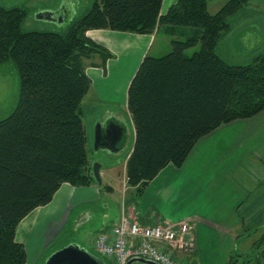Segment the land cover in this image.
<instances>
[{"label":"trees","instance_id":"16d2710c","mask_svg":"<svg viewBox=\"0 0 264 264\" xmlns=\"http://www.w3.org/2000/svg\"><path fill=\"white\" fill-rule=\"evenodd\" d=\"M249 1L227 0L212 13L209 0H177L160 13L162 0H93L64 31H22L7 52L18 69V100L0 118V264H25L17 227L50 202L63 182H96L81 114L92 83L85 69L101 65L106 74V59L114 55L86 31L158 30L171 38L166 53L142 57L127 87L134 128L127 184L141 193L167 164L180 166L199 138L264 110V49L246 63H231L217 49L231 29L229 18ZM24 13L0 6V47L21 30ZM5 58L0 48V60ZM249 259L263 264L264 248L256 262Z\"/></svg>","mask_w":264,"mask_h":264},{"label":"crops","instance_id":"0c3cea01","mask_svg":"<svg viewBox=\"0 0 264 264\" xmlns=\"http://www.w3.org/2000/svg\"><path fill=\"white\" fill-rule=\"evenodd\" d=\"M176 1L162 0L160 13H165ZM248 5L252 15L234 21L231 30L218 43V51L226 60L229 57L221 52L226 39L229 46H233L231 40L235 39L237 46L241 38L240 51L251 47L244 44L246 41L256 40L249 56L264 48L259 32L258 39L252 32L264 30V0H250ZM158 33V30L134 33L96 28L86 31L90 39L114 55L106 59V74L98 67L101 65L89 63L85 69L92 79L95 97L100 103L114 106H107L103 113L117 111L120 118L123 117L119 102L124 96L123 106L127 110L129 81L142 57L151 53ZM241 54L248 56L243 51ZM97 59L96 56L94 61L100 63ZM121 78L125 81L121 82ZM120 92L123 96L118 94ZM124 121L128 124L124 149L128 150L120 162V178L116 180L115 176L116 156L124 149L119 152L104 149L114 153L116 158L111 159L107 154L105 164L100 160V185L95 182L74 186L63 182L50 202L30 211L16 230V240L23 243L26 250L25 264H35L47 242L69 225H72L73 238L62 245L76 242L83 247L79 234L88 235L93 242L97 233L109 231L122 215L142 224L188 221L194 234L191 264H197V260L201 264L204 260L218 264L217 260L224 259L222 264H239L237 258L242 256L243 262L250 264L248 260L252 257L244 248L248 243L260 247L264 241V110L224 123L199 138L180 166L167 164L141 193L127 184L126 161L133 146L134 128L131 117L125 116ZM33 235L35 241H32ZM37 238L39 244H35ZM236 243L243 248L241 251L232 249ZM57 248L59 246L50 251Z\"/></svg>","mask_w":264,"mask_h":264},{"label":"rangeland","instance_id":"374dc122","mask_svg":"<svg viewBox=\"0 0 264 264\" xmlns=\"http://www.w3.org/2000/svg\"><path fill=\"white\" fill-rule=\"evenodd\" d=\"M93 0H0V6H3L7 9H10L11 7H17V8H22L25 10V13L21 17V19H18V23L21 27V30L17 29L16 32L14 33L12 37V41H9L12 44H9V42H5L4 44H1V49L6 52V58L3 60H0V118H3L4 116L8 115L10 111L15 107L17 100H18V94H19V75H18V69L16 66V63L14 60L9 57L10 54H8V50L15 43L16 39H19L23 32H29L31 30H40V31H64L66 29V26L76 17L80 16L92 3ZM227 0H209V11L214 13L217 11ZM248 3L242 7L240 11H238L235 15L231 16L229 18L231 27L234 21L244 19L245 17H249L251 14V10L248 7ZM41 11H53L54 13H57V15H60L61 13L66 12V16L64 18V21L59 22V21H50L45 18H42L38 16V12ZM65 14V13H64ZM7 17L13 19L14 14L9 13L6 14ZM257 18V17H256ZM258 19V18H257ZM262 28V27H260ZM231 30V29H230ZM229 30V31H230ZM255 29L253 32V35H258L260 34L259 37L261 44L264 41V30L262 31L261 29ZM23 31V32H22ZM228 31V32H229ZM259 32V34H258ZM227 34V33H226ZM225 34V35H226ZM224 35V36H225ZM223 36V37H224ZM221 40V39H220ZM219 40V41H220ZM251 40V39H250ZM246 41L244 44L247 46L251 45V47L256 43V40L252 41ZM170 41L171 38L169 35L162 34L161 32L157 34L156 41L154 43V47L151 50L152 55H159L166 53L170 49ZM218 41V43H219ZM229 40H225V44L223 46V49L221 50L222 53L226 54L228 56V60L231 63H246L250 61L254 56H256L259 52L262 50L255 52L254 54L250 55L251 53L250 48L247 46H244L247 49V51L242 50L244 54L248 55H242V51L238 50L239 48V43H242V39L239 38L237 41V46H235V39L231 40V44L233 46L228 45ZM257 44V43H256ZM166 47V49H165ZM199 45L193 46L191 48H188L186 50L187 54L193 53L195 50H198ZM218 49V48H217ZM252 49V48H251ZM219 50V49H218ZM219 52V51H218ZM235 55V56H233ZM96 58V57H95ZM94 58V59H95ZM98 58V57H97ZM99 59H97L98 61ZM89 60H87L88 63ZM118 67V66H117ZM121 70V69H120ZM122 71V70H121ZM123 78H121L122 80ZM111 80V78H110ZM109 82V81H108ZM103 81L100 82L102 84ZM107 84H104V86ZM109 85V84H108ZM90 89L89 93L83 98L82 100V107H81V114H82V119L86 128V133H87V138H88V156L90 163L92 164L95 161L100 162L103 161V163L106 161L107 154L109 157L116 158L117 157V169L118 171L115 172L116 180L120 178L118 175L119 171L121 170L120 162L122 160L123 155L127 152L128 148L123 150L122 153L117 155H113L112 153H107L108 151H104L103 149H96L95 145V131H96V126L99 120L97 118H100L103 114V110L107 106H113L112 104H106V103H100L98 98L95 97L93 90ZM118 94H123L120 92ZM121 96V97H122ZM124 96L123 99L119 102V108L122 110L123 117H121V121L124 123L127 120L124 117L126 116L129 119V113L126 110V108L123 106L124 103ZM122 103V104H121ZM117 105V104H114ZM114 107V106H113ZM128 125V124H127ZM126 125V126H127ZM128 133V132H127ZM101 163V162H100ZM105 164V163H104ZM103 164V165H104ZM106 168V167H103ZM30 234V232H29ZM259 235L261 234L258 233ZM28 235V232L25 234ZM55 237V238H54ZM51 241L47 242L48 244L46 245L45 249L41 252V255L37 262L35 264H42L44 260L46 259V255L50 254L54 250L50 251L54 247H62L64 245L67 239L73 238V231H72V225L64 228L61 233H59L57 236L55 235ZM79 241L83 244V247L89 251L90 253L94 254L95 256H98L99 254L95 252L94 247L92 245L93 242H91V238L88 235H83L79 234ZM36 237L33 235L32 241H35ZM77 239V238H76ZM39 241V238H37V241L35 244H37ZM39 244V243H38ZM66 245V244H65ZM248 247H245L244 249L248 251L249 257H253L252 253H255L256 250L259 254L262 255V249L264 248V241L261 243L260 247L254 246L252 243H248ZM217 248V247H216ZM237 249L241 251L243 248L239 246V244H234V247L232 248ZM219 252L221 253V250L217 248ZM47 255V256H48ZM192 255V254H191ZM183 256V255H182ZM99 257V256H98ZM247 258V257H246ZM245 258V259H246ZM193 259V255L191 257V260ZM186 260V259H184ZM225 260V259H224ZM217 260L218 264H222L223 261ZM189 261V259H188ZM237 261L239 264H245L243 262V256L242 258H237ZM107 263V262H106ZM107 264H112V262H108ZM133 264H142L140 262H134ZM197 264H201L199 260H197ZM204 264H209L204 260Z\"/></svg>","mask_w":264,"mask_h":264},{"label":"built area","instance_id":"2783aa9c","mask_svg":"<svg viewBox=\"0 0 264 264\" xmlns=\"http://www.w3.org/2000/svg\"><path fill=\"white\" fill-rule=\"evenodd\" d=\"M193 245L192 225L186 220L142 224L122 216L109 231L98 233L94 250L113 264H126L133 256L160 264H188L182 254Z\"/></svg>","mask_w":264,"mask_h":264},{"label":"water","instance_id":"95a60500","mask_svg":"<svg viewBox=\"0 0 264 264\" xmlns=\"http://www.w3.org/2000/svg\"><path fill=\"white\" fill-rule=\"evenodd\" d=\"M38 16L50 21H63L64 15H57L53 11H41L38 12ZM114 126H104L99 121L95 131V145L96 149H106L108 151L119 152L125 148V137L127 129L124 123H121L118 119ZM106 127V128H105ZM110 142V144H108ZM101 163L95 161L93 163V177L97 183H101L100 175ZM133 262H140L142 264H159L153 260L143 257H132L127 261V264ZM42 264H105V262L99 257L87 251L84 247L76 242L67 243L66 245L51 252Z\"/></svg>","mask_w":264,"mask_h":264},{"label":"flooded vegetation","instance_id":"af4514ba","mask_svg":"<svg viewBox=\"0 0 264 264\" xmlns=\"http://www.w3.org/2000/svg\"><path fill=\"white\" fill-rule=\"evenodd\" d=\"M64 13H65V15H66V12L64 11ZM64 13H61V14H64ZM60 14V15H61ZM112 114H114V115H112ZM108 113V112H104L103 114H102V116L100 117V118H97L99 121H101L103 124H104V126H107L108 128H110V126H114V124H115V122L117 121L116 120V116L115 115H117V117L118 118H120V113L119 112H117V111H115V112H113V113ZM121 119V118H120ZM106 128V127H105ZM108 144H110V142H108ZM258 247V246H257ZM258 250H256V252L255 253H252V255H253V261L254 262H256L258 259H259V257H260V254L257 252ZM189 261H190V259H189ZM264 264V263H263Z\"/></svg>","mask_w":264,"mask_h":264},{"label":"bare ground","instance_id":"6f19581e","mask_svg":"<svg viewBox=\"0 0 264 264\" xmlns=\"http://www.w3.org/2000/svg\"><path fill=\"white\" fill-rule=\"evenodd\" d=\"M127 76H128V75H127ZM127 76H126V77H127ZM125 79H126V78H125ZM108 80H109V79H108ZM124 81H125V80H123V79L121 80V82H124ZM105 82H106V81H105Z\"/></svg>","mask_w":264,"mask_h":264}]
</instances>
